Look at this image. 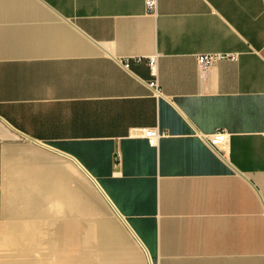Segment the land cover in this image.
Listing matches in <instances>:
<instances>
[{"label": "crops", "instance_id": "1", "mask_svg": "<svg viewBox=\"0 0 264 264\" xmlns=\"http://www.w3.org/2000/svg\"><path fill=\"white\" fill-rule=\"evenodd\" d=\"M0 264H264V0H0Z\"/></svg>", "mask_w": 264, "mask_h": 264}, {"label": "built area", "instance_id": "2", "mask_svg": "<svg viewBox=\"0 0 264 264\" xmlns=\"http://www.w3.org/2000/svg\"><path fill=\"white\" fill-rule=\"evenodd\" d=\"M156 5V0H145V7L148 12L154 11ZM236 59V55L231 54H201L195 57L197 67L200 71L205 72L211 65L216 62L223 61V60H232ZM148 66L152 72L155 70V58L148 59ZM153 86V84H150ZM141 136L147 141V144L151 148L157 147L158 141L162 138V134L158 131L157 128L153 129H142ZM228 134L219 131L215 134H212L205 138V143L207 146L217 154H220L223 146L228 141ZM120 161L119 155H116L115 162L118 164Z\"/></svg>", "mask_w": 264, "mask_h": 264}, {"label": "rangeland", "instance_id": "3", "mask_svg": "<svg viewBox=\"0 0 264 264\" xmlns=\"http://www.w3.org/2000/svg\"><path fill=\"white\" fill-rule=\"evenodd\" d=\"M97 202H98V197H97Z\"/></svg>", "mask_w": 264, "mask_h": 264}]
</instances>
